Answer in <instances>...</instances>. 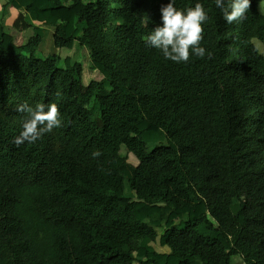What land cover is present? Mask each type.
Instances as JSON below:
<instances>
[{
	"label": "trees",
	"instance_id": "16d2710c",
	"mask_svg": "<svg viewBox=\"0 0 264 264\" xmlns=\"http://www.w3.org/2000/svg\"><path fill=\"white\" fill-rule=\"evenodd\" d=\"M169 2L0 0V264H264V0H174L208 15L187 63L146 42ZM25 102L62 126L16 147Z\"/></svg>",
	"mask_w": 264,
	"mask_h": 264
},
{
	"label": "clouds",
	"instance_id": "9594fccd",
	"mask_svg": "<svg viewBox=\"0 0 264 264\" xmlns=\"http://www.w3.org/2000/svg\"><path fill=\"white\" fill-rule=\"evenodd\" d=\"M215 7L223 13V19L228 23L242 22L250 8V0H215ZM162 26L156 27L146 37L147 44L159 50L165 59L174 63H187L190 59V49L195 56L212 59V53L201 47L204 29L203 23L208 15L201 3L189 7L185 11L177 10L174 0L161 8ZM25 114L22 131L13 139V144L20 147L24 143H35L44 134L51 133L62 126V119L56 103H37L34 107L27 102L18 104L15 109ZM102 155L99 150L92 152L93 158Z\"/></svg>",
	"mask_w": 264,
	"mask_h": 264
},
{
	"label": "rangeland",
	"instance_id": "374dc122",
	"mask_svg": "<svg viewBox=\"0 0 264 264\" xmlns=\"http://www.w3.org/2000/svg\"><path fill=\"white\" fill-rule=\"evenodd\" d=\"M85 1H91V0H85ZM4 43H5V46L7 48L10 47L9 42H8V38L4 37ZM48 52L49 53L55 52L54 54H57V55L62 56V57H64V56H73L74 55V51L66 50V49H55V50H52V48H50V49H48ZM262 52L264 53V50ZM84 54H86V53L84 52ZM87 69H88L87 68V61H85L84 66H83V79H84V81L86 79H87V81H89L92 78L91 73ZM97 79H98V77H97ZM121 153L123 154L122 155V159L120 161L121 169H122V171H123V173L125 175L130 176V173H131L132 169L134 168V166L137 165L138 162L131 154L126 153L124 151V149L121 151ZM162 232H163V230L156 229L157 236H160L162 234ZM153 246L155 247V249L157 251L165 253V254H167L169 256L168 264H172L174 262V259H176L175 256L171 255V251H170L169 247L161 248V247H158L157 243L155 245H153Z\"/></svg>",
	"mask_w": 264,
	"mask_h": 264
},
{
	"label": "crops",
	"instance_id": "0c3cea01",
	"mask_svg": "<svg viewBox=\"0 0 264 264\" xmlns=\"http://www.w3.org/2000/svg\"><path fill=\"white\" fill-rule=\"evenodd\" d=\"M14 10L13 9H10L8 12H9V18H6V22L7 24H10L15 16V11L13 12Z\"/></svg>",
	"mask_w": 264,
	"mask_h": 264
}]
</instances>
